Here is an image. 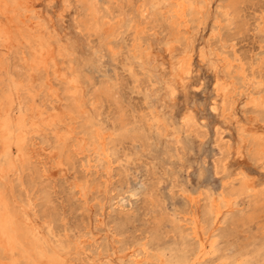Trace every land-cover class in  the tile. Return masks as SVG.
Wrapping results in <instances>:
<instances>
[{
    "label": "bare ground",
    "instance_id": "1",
    "mask_svg": "<svg viewBox=\"0 0 264 264\" xmlns=\"http://www.w3.org/2000/svg\"><path fill=\"white\" fill-rule=\"evenodd\" d=\"M245 2L0 0V264H264V40L240 48ZM201 66L220 185L193 189L186 154L210 131L196 104L175 111ZM246 157L260 169L233 166ZM55 180L75 226L59 224ZM166 182L184 200L172 211Z\"/></svg>",
    "mask_w": 264,
    "mask_h": 264
},
{
    "label": "rangeland",
    "instance_id": "2",
    "mask_svg": "<svg viewBox=\"0 0 264 264\" xmlns=\"http://www.w3.org/2000/svg\"><path fill=\"white\" fill-rule=\"evenodd\" d=\"M252 2H254L255 4H251ZM261 5L264 7V0H252V1H248L245 2L243 4V8H244V15L242 16V18H244L248 23H247V30L242 31V32H236L235 38L240 46L241 49L245 50L246 52H252V51H257L258 50V44L261 40H264V34H259L258 37H256V33H257V28L256 23H257V6ZM72 16L68 15V17L66 18V26H72ZM112 66H108L107 69L109 71H112ZM201 77L204 79L205 81V85L204 87L198 91L197 93H195V95H188L185 93V91H182L180 93V95L177 98V106H176V116H180L181 112H183L185 110V108L189 105H192L198 109V114L204 116L206 118V123L208 125L209 128V135L205 138V143L202 144L198 139L195 140V144L190 148V150L187 152L186 154V158H187V165H192L190 169V174L189 177H187V174L184 172L183 174V180L187 181V179L190 180V186L193 189H198V187L206 182H209V179L213 180V184L215 187H218L220 185V179L213 177L212 178V164H211V157L213 154V128L214 125L216 123H218L221 118H219L218 116H216L211 110H210V98L212 96V79H213V73L210 70L209 66H201ZM197 80V79H196ZM133 97V104H135L136 106H142L143 100H142V94H138V93H133L132 94ZM187 105V106H186ZM108 108V107H107ZM212 129V130H211ZM234 132V129H233ZM211 142V143H210ZM204 155V156H203ZM207 156V161H208V174L206 175L205 178L202 177L201 173H200V169H201V161L204 159V157ZM245 166L248 169H260L257 165V167L246 157L243 158L241 160H233V166ZM56 168H54L53 171H51L49 174H54V172L56 173ZM146 172V167L145 165H143L142 163L138 166V168L132 172V175L130 177V180H136L137 183L144 177V173ZM258 173V172H257ZM259 174V173H258ZM260 178H264V173H261L258 175ZM55 177V174H54ZM56 178V177H55ZM62 180V179H61ZM60 180V181H61ZM135 183V181H134ZM54 185V191L57 195V199L56 202L59 205L60 209L62 210V214H61V218L59 219V224L63 225V221L64 219V215L65 213L68 215V217L66 216L67 220L69 221V223L75 226V222L77 221V214L74 212H71L70 209V204H69V200L66 198V196H64V194H61V192H59V185L57 183V181L55 180L53 182ZM164 189H165V193L167 194V198H168V203H167V209H169L170 211H172L175 206H179L181 204H183L184 200L182 198V196L180 195V193H176L174 197L170 196V192H169V182H166L164 184ZM61 191V190H60ZM143 202L142 200H139L137 202H135V209L136 211V215L138 216V220L137 222L131 227V230L134 231L135 235H139L140 234V229L142 226H144V222L145 220L143 218H145V212L143 211ZM92 206V203H91ZM94 206V210L93 208H91V213L93 212V219L95 217V207ZM81 215V214H80ZM79 215V216H80ZM144 216V217H143ZM148 216V215H147ZM96 223V222H95ZM110 225V223L108 224ZM93 226V225H92ZM95 226V225H94ZM99 228H95V231H97V235L99 234H103L102 238L104 239L106 236V228L105 226L102 228H100V230H98ZM99 231V232H98ZM75 233H78L77 228L75 229ZM133 234V235H134ZM132 235V236H133ZM120 254V253H119ZM117 255H113L112 257H116ZM118 260V259H117Z\"/></svg>",
    "mask_w": 264,
    "mask_h": 264
}]
</instances>
